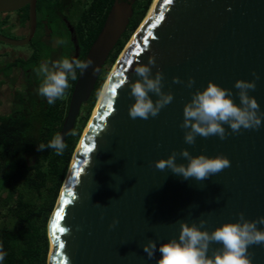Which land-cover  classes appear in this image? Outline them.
<instances>
[{
    "label": "water",
    "instance_id": "water-1",
    "mask_svg": "<svg viewBox=\"0 0 264 264\" xmlns=\"http://www.w3.org/2000/svg\"><path fill=\"white\" fill-rule=\"evenodd\" d=\"M37 2L0 0V13L29 6L28 35L14 39L0 34L1 42L23 46L32 41ZM132 14L133 2L115 0L86 56L93 65L75 85L60 133L63 140L75 127ZM150 55L156 59L153 74L163 72V91H171L174 99L156 117L132 119L128 109L134 98L121 81L137 79L131 68L147 63ZM253 71L260 78L249 94L264 111V0H157L106 83L119 85L112 107L101 95L75 151L48 224V264H156L160 253L148 259L143 244L178 238L181 220L203 218L211 231L237 220L240 212L249 220L264 216V121L258 129L238 133L225 125V139L197 135L192 145L185 143L186 130L180 127L184 104L197 88L213 81L235 94V81L253 79ZM173 77L184 82L193 77L195 83L188 88ZM233 98L239 103L238 96ZM183 148L192 155L225 156L230 166L203 181L185 180L154 166L173 151L178 162H186L179 156ZM114 218L118 223L110 227ZM220 247L212 242L209 255ZM248 251L251 264H264V243L250 245Z\"/></svg>",
    "mask_w": 264,
    "mask_h": 264
},
{
    "label": "trees",
    "instance_id": "trees-1",
    "mask_svg": "<svg viewBox=\"0 0 264 264\" xmlns=\"http://www.w3.org/2000/svg\"><path fill=\"white\" fill-rule=\"evenodd\" d=\"M67 0H38V30H45L44 21L54 31L55 24L67 17L75 29L76 47L69 42L72 57L84 60L101 33L115 0H89L79 4L77 17L66 14ZM153 0H134L133 14L127 29L103 67L98 82L77 117L75 135L64 139L61 155L54 150H37V144L47 143L61 133L78 78L70 81L65 95L54 105L37 94L40 78L34 68L50 58L43 55V39L33 45L28 58L8 63L6 71L23 69L27 84L10 90H0V250L6 253L4 264H48L50 241L48 222L58 201L72 157L83 127L98 99L105 78L120 53L145 18ZM20 22L26 26L28 8L19 11ZM42 14L41 20L39 19ZM42 45V46H41ZM67 48V49H68ZM50 51V48H48ZM6 91V92H5ZM5 103L13 105L3 113ZM84 109L82 110V107ZM70 132V133H71Z\"/></svg>",
    "mask_w": 264,
    "mask_h": 264
},
{
    "label": "clouds",
    "instance_id": "clouds-1",
    "mask_svg": "<svg viewBox=\"0 0 264 264\" xmlns=\"http://www.w3.org/2000/svg\"><path fill=\"white\" fill-rule=\"evenodd\" d=\"M55 43L63 45L66 42L60 39ZM155 64V56L150 55L147 63L137 62L136 66L131 68L137 79L121 81V84L127 83L129 94L134 98L128 109L132 119L147 120L150 116L156 117L161 109L174 99L171 91H163V72L157 69L153 74L152 68ZM92 65L91 59L84 61L66 57L52 61L51 66L49 61L41 62L34 68V72L40 78L37 94L46 98L48 105H54L65 95L70 87V81L77 80L78 73L82 74ZM252 76L254 78L251 80L235 81L234 88L237 90L235 94L232 89L222 87L213 81H209L203 89L197 88L191 94V99L184 104L183 120L180 124V127L186 130L184 132L186 144H194L197 135L205 138L218 136L223 140L227 134L225 125H228L233 133H238L242 128L261 127L264 111L261 110L255 96L249 94V90L256 88V81L260 77L255 71ZM173 82L186 83L188 88H192L195 80L189 77L184 82L179 77H173ZM112 88L113 84L107 85L101 93L109 105L113 103ZM234 95L239 97V103L234 101ZM69 134L76 133L73 131ZM65 148L66 144L59 134L46 144H37L38 151L51 149L57 155H61ZM177 155L178 153L173 151L167 157L154 161V166L162 171L168 169L185 180L194 178L197 181H203L230 166V160L225 156H209L204 153L192 155L188 148H183L179 152V156L186 162H178ZM117 223L118 220L114 218L110 227ZM206 223L203 218L192 223L181 220L178 238L173 237L159 245L156 240L149 239L143 244V251L148 259H152L159 252L156 264H251L249 246L264 243V227H258L264 225V216L249 220L240 212L237 220L223 222L211 231L205 227ZM212 242L220 244L221 247L209 255ZM5 255L6 253L0 250V264H4Z\"/></svg>",
    "mask_w": 264,
    "mask_h": 264
},
{
    "label": "rangeland",
    "instance_id": "rangeland-1",
    "mask_svg": "<svg viewBox=\"0 0 264 264\" xmlns=\"http://www.w3.org/2000/svg\"><path fill=\"white\" fill-rule=\"evenodd\" d=\"M72 13H73L72 14L73 17H75V16L77 17L78 10L75 8V9L72 10ZM20 14L21 13L19 11H17V12L6 13L5 15H0V34H2L4 36H7L9 38L22 39L23 36H24L23 31L17 32V29L22 28V24L18 20V18L20 17ZM41 17H42V14H40V17H39L40 20H41ZM60 31H61V29H60ZM24 32H27V30H24ZM67 35H68L67 33L63 34L64 41L66 42L63 45H57L55 43L54 44L50 43V47H49L50 51H48V47H45V46L41 45L42 48H43V55L45 57H48L49 54H50V58L47 60V61H49V66H51V62L52 61L58 60V59H60L62 57H66V58H69V59L72 58V53H71L70 49L68 48L69 42H67V40L69 38H66V37H68ZM39 38L43 39V40H44V38L46 39V30H43V31L38 30L34 41H37ZM32 47H33V45H30V44L23 45V46H12V45H7L5 43H1L0 42V69L2 68L4 62L7 65L8 63H12L10 61L18 58V55L14 56V54H23V56H28L29 57V55H30V53L32 51ZM12 53H14V54H12ZM113 66H114V64L111 66V68L109 70V73L107 74V77L105 78V82H104V84H103V86L101 88V91H100V94L98 96V99H97V101H96V103H95V105H94V107H93V109H92V111H91V113L89 115V118L87 119V121H86V123H85V125L83 127L80 140H81L82 135H83V133H84V131L86 129V126L88 125L89 120L92 117L94 109H95V107L97 105V102H98L100 96H101V93L103 91L104 85L106 84V81H107V79L109 77L110 72L112 71ZM14 81H15V85H14L15 87L14 88H16L18 86H21V87L25 86V84H23V83H24V81H26V76H24L23 71L21 69H19V68L15 69ZM4 89L6 91L8 90L7 88H4ZM12 106L13 105H9L8 106V103H5V107L3 108V113L9 111L12 108ZM84 107L85 106L82 107V110L84 109ZM80 140H79V142H80ZM79 142H78V144H79ZM78 144L76 146V149L78 147ZM76 149H75V151H76ZM74 154H75V152H74ZM74 154H73V157H74ZM73 157H72V159H73ZM48 224H49V222H48ZM50 250H51V246H50V249H49V253H50Z\"/></svg>",
    "mask_w": 264,
    "mask_h": 264
},
{
    "label": "flooded vegetation",
    "instance_id": "flooded-vegetation-1",
    "mask_svg": "<svg viewBox=\"0 0 264 264\" xmlns=\"http://www.w3.org/2000/svg\"><path fill=\"white\" fill-rule=\"evenodd\" d=\"M119 1H126V2H134V0H119ZM87 2H89V0H67L66 1V14L69 15L70 11H72L73 9L77 8L79 6V4H86ZM28 8V15H29V6H25L21 9H19L18 11L24 9V8ZM17 12V11H15ZM10 13V12H8ZM6 13H0V15H5ZM38 18V17H37ZM18 20L20 21V17L18 18ZM45 23V30H46V39L44 38L43 40V43L47 44V45H44L45 47H50V43L54 44L57 40H64L63 38V34L64 33H67L68 37L66 38H69L67 40V42H71L73 45H75L76 43V38H75V29H74V25L72 23V21H69L67 17H63L62 20H60L58 23L55 24V28H54V31L52 29L49 28L48 26V21H44ZM61 31H60V29ZM37 29H38V25H37ZM24 30H27V32H24ZM23 31L24 33V36L23 38H25L27 35H28V31H29V18H28V22L26 24V26H22V28L20 29H17V32H21ZM56 31V32H55ZM37 32V31H36ZM7 37V36H6ZM22 38V39H23ZM1 42V41H0ZM3 43V42H1ZM56 44V43H55ZM9 45V44H7ZM75 48L77 49L76 45H75ZM14 54V53H12ZM15 55H18V58H28V56H23V54H14ZM16 58V59H18ZM72 58H75V56H73ZM16 59L10 61V62H14ZM8 65V64H7ZM6 63L4 62L3 63V66L2 68L0 69V90L4 89V88H7L8 90L12 89L13 87H15V81H14V73H15V69L16 68H19V67H14L12 68L11 71H6ZM21 69V68H19ZM23 71V69H21ZM23 74L25 76V72L23 71ZM23 84H27V81H24Z\"/></svg>",
    "mask_w": 264,
    "mask_h": 264
},
{
    "label": "snow or ice",
    "instance_id": "snow-or-ice-1",
    "mask_svg": "<svg viewBox=\"0 0 264 264\" xmlns=\"http://www.w3.org/2000/svg\"><path fill=\"white\" fill-rule=\"evenodd\" d=\"M162 18H163L162 16H161V17H158V18H157V22H158L160 19H162ZM118 87H119V85H117V84H113L112 91H113V93H114V96L116 95V90H117ZM102 107H104V106L102 105ZM107 107H108V108H111V107H112V104H111V105L107 104ZM68 202H70V201H68ZM57 215L59 216L60 213L58 212ZM54 227H55V225H54ZM60 231H64V229L61 228ZM54 235H55V233H54ZM56 239H57V241H59V237H56ZM59 247L62 248L63 245L60 244Z\"/></svg>",
    "mask_w": 264,
    "mask_h": 264
},
{
    "label": "bare ground",
    "instance_id": "bare-ground-1",
    "mask_svg": "<svg viewBox=\"0 0 264 264\" xmlns=\"http://www.w3.org/2000/svg\"><path fill=\"white\" fill-rule=\"evenodd\" d=\"M156 2H157V0H154V1H153L152 5H151V7H150V9H149V11L152 9V7L155 5ZM149 11L147 12L146 16L148 15ZM146 16H145V18H146ZM145 18H144V19H145ZM144 19H143V21H144ZM143 21H142V22H143ZM142 22H141V24H142ZM141 24H140V25H141ZM138 28H139V27H138ZM136 31H137V30H136ZM136 31H135V32H136ZM135 32H134V33H135ZM133 35H134V34H133ZM133 35H132V36H133ZM131 38H132V37H131ZM131 38H130V39H131ZM129 41H130V40H129ZM129 41H128V42H129ZM127 44H128V43H127ZM127 44H126V46H127ZM126 46H125V47H126ZM125 47H124V49H125ZM124 49H123V50H124ZM123 50H122V52H123ZM122 52L120 53L119 57L121 56ZM119 57L117 58V60H116V62H115V64H114V66H113V68H112V71H113V69H114V67H115V65H116V63H117ZM112 71L110 72L109 77H110ZM109 77H108V79H109ZM108 79H107V81H108ZM107 81H106V83H107ZM105 86H106V84L104 85V88H105ZM104 88H103V90H104ZM102 92H103V91H102ZM100 97H101V96H100ZM99 99H100V98H99ZM98 101H99V100H98ZM97 103H98V102H97ZM96 106H97V105H96ZM95 108H96V107H95ZM94 110H95V109H94ZM89 121H90V120H89ZM88 123H89V122H88ZM86 127H87V126H86Z\"/></svg>",
    "mask_w": 264,
    "mask_h": 264
}]
</instances>
